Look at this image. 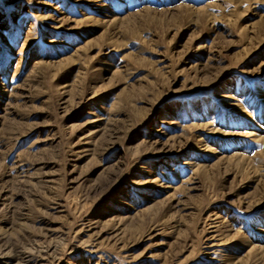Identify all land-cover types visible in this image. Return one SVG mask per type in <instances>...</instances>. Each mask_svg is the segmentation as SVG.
Listing matches in <instances>:
<instances>
[{"label":"rangeland","instance_id":"374dc122","mask_svg":"<svg viewBox=\"0 0 264 264\" xmlns=\"http://www.w3.org/2000/svg\"><path fill=\"white\" fill-rule=\"evenodd\" d=\"M0 264H264V0H0Z\"/></svg>","mask_w":264,"mask_h":264},{"label":"bare ground","instance_id":"6f19581e","mask_svg":"<svg viewBox=\"0 0 264 264\" xmlns=\"http://www.w3.org/2000/svg\"><path fill=\"white\" fill-rule=\"evenodd\" d=\"M231 106V105H230Z\"/></svg>","mask_w":264,"mask_h":264}]
</instances>
